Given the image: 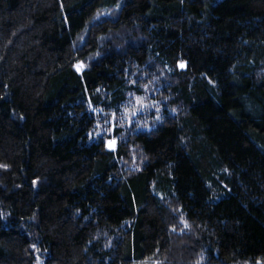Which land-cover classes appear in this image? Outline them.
Masks as SVG:
<instances>
[{"label":"trees","instance_id":"obj_1","mask_svg":"<svg viewBox=\"0 0 264 264\" xmlns=\"http://www.w3.org/2000/svg\"><path fill=\"white\" fill-rule=\"evenodd\" d=\"M0 264H264V0H0Z\"/></svg>","mask_w":264,"mask_h":264},{"label":"rangeland","instance_id":"obj_2","mask_svg":"<svg viewBox=\"0 0 264 264\" xmlns=\"http://www.w3.org/2000/svg\"><path fill=\"white\" fill-rule=\"evenodd\" d=\"M149 92L150 91H147V93H149ZM155 103H156V101H154V99L151 98V94H146L145 96H141L139 98H133L132 100H129V105H127L125 109L128 110V113H129V109L131 110V113H134V115L132 116V118H134L136 116H140V119H139L138 122L140 124L139 127L141 128L142 127L141 124L144 121L143 117H146V113L150 109H153V110L156 109ZM122 122H125V120H124V118L122 116H118V118L115 117V116H113L112 119L106 120L105 123H107V125L105 127L108 129V133L112 130V128L114 127V125H116L117 123L118 124L119 123L121 124ZM147 124H149V123L147 122ZM101 127H102V125H101ZM99 128H100V124H99ZM102 130H104L103 127H102ZM114 144H115V140L114 139H111L108 142L107 147L109 149H113Z\"/></svg>","mask_w":264,"mask_h":264},{"label":"snow or ice","instance_id":"obj_3","mask_svg":"<svg viewBox=\"0 0 264 264\" xmlns=\"http://www.w3.org/2000/svg\"><path fill=\"white\" fill-rule=\"evenodd\" d=\"M6 167V166H5ZM35 183V182H34Z\"/></svg>","mask_w":264,"mask_h":264}]
</instances>
